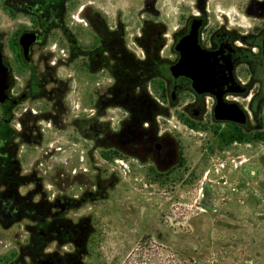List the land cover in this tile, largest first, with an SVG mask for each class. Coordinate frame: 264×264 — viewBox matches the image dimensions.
<instances>
[{"label": "rangeland", "instance_id": "1", "mask_svg": "<svg viewBox=\"0 0 264 264\" xmlns=\"http://www.w3.org/2000/svg\"><path fill=\"white\" fill-rule=\"evenodd\" d=\"M79 1L80 6L86 2ZM92 1L111 16L121 15L122 26L128 25L127 42L135 47L132 34L143 21L145 0ZM212 3L220 8L208 13L212 25L226 21L227 14L239 31L251 30L258 22L234 0H229V11L226 0ZM173 9L153 15L154 25L164 21L167 26L159 51L164 55L159 60L162 71L141 89L151 101L142 116L152 118L155 142L166 145L170 154L105 151L103 132H116L130 115L114 99L104 103L112 96L105 86L113 78L90 75L80 59L63 61L67 49L62 41L50 39L39 51L41 59L54 55L48 67L56 73L54 99L58 110L67 112L56 126L34 116V110L50 107V94H38L14 108L17 146L11 176L19 180V194L29 195L40 206L34 220L0 221V261L26 244L30 228L50 230L55 213L84 231V264H264V103L254 105L253 112L249 96L238 98L249 110L247 124L237 125L239 129L232 122L202 124L183 112L188 100L172 98V76L166 71L173 62L172 42L182 19ZM78 22L84 38L83 20ZM16 31L15 22L0 11L5 40L11 42ZM45 62H37L36 68L43 69ZM15 74L12 94L20 96L27 72ZM25 108L30 115L23 122ZM2 109L0 105V117ZM22 127L27 132H21ZM41 217L44 225L39 224ZM64 242L67 248L75 246L65 237Z\"/></svg>", "mask_w": 264, "mask_h": 264}, {"label": "flooded vegetation", "instance_id": "2", "mask_svg": "<svg viewBox=\"0 0 264 264\" xmlns=\"http://www.w3.org/2000/svg\"><path fill=\"white\" fill-rule=\"evenodd\" d=\"M226 1L229 11V0ZM234 1L253 20H258L257 23L253 22L251 30L244 32L235 29L229 23V14L226 15V21L212 25L208 20V13L220 10L214 6L213 0H145V8L144 4L141 8L145 15L141 14L143 21L140 27L136 26L139 31L132 34V43L135 45L132 47L127 42L128 25L122 26L121 15L111 16L103 7L97 8L92 0H86L81 6L79 0H0V11L12 19L17 27L11 42L6 41L3 33H0V55L8 67L6 92L9 95L0 103L3 108L0 117V221L10 224L17 219L34 220L40 206V202L32 200L29 195L19 194V180L11 176L16 166L13 152H16L17 146L14 141L16 133L12 128L14 108L27 99L36 98L38 94H50L47 99L50 107L40 112L34 110V116L38 120L48 119L55 126L62 120L65 121L67 110H58L57 101L54 99L56 73L53 74L49 69L54 55L50 53L41 59L39 54L50 39L65 43L67 53L63 54V61L80 59L90 75L112 77L111 83L105 86L112 96L104 99V103L110 104L114 99L129 109L130 115L122 122L119 130L110 135L100 131L105 151L124 152L133 156H149L154 152L170 154L172 151L166 145L155 142L152 118L148 115L142 116L143 109L136 116L137 103L130 98H120L119 92L122 90L118 85V78L133 77L132 81L136 84L135 78L140 76V85L122 87L126 92H136L141 91L142 86H147L152 76L161 73L159 60H163L164 55L159 54V51L160 46L165 44L163 39L166 37L167 26L164 21L154 25L153 15L156 12L167 13L176 7V11L182 14V19L175 28L172 42L173 62L166 66L167 73L172 76V98L188 100L184 102L183 112L202 124H229V121H220L217 118L229 115V101L239 103L249 119V110L238 98L246 99L249 96L248 106L253 112L254 105L264 103V0ZM196 19L200 20L198 44L208 53L219 82L213 89L216 93L198 92L189 77L179 75L175 78L170 70L171 65L180 57L175 47L177 40L189 34L190 24ZM81 20L84 38L80 37L82 33L78 21ZM24 34L28 35L25 46L20 42ZM159 42L161 43L158 44ZM43 60H46L45 67L39 70L36 68L37 62L42 63ZM53 63L52 67H56L57 62ZM16 70L27 72L20 96L12 94ZM144 82L146 83L142 84ZM218 94H221L220 104L226 108L217 106ZM141 106L150 110L151 101L147 96L142 97ZM21 115L24 122L30 115L28 108ZM27 130L26 127L21 128V132ZM58 218L60 217L55 213L51 218L55 221L53 231L52 228H30L26 244L20 246L10 259L1 260L0 264H84L79 251L80 244L76 242L74 248H67V243L64 242V235H78L80 231L81 237L78 240L83 242L84 231H79L76 227L62 232L57 223ZM45 222V218L41 217L39 223ZM53 241L56 244H52Z\"/></svg>", "mask_w": 264, "mask_h": 264}, {"label": "water", "instance_id": "3", "mask_svg": "<svg viewBox=\"0 0 264 264\" xmlns=\"http://www.w3.org/2000/svg\"><path fill=\"white\" fill-rule=\"evenodd\" d=\"M200 20H193L190 24L189 34L177 40L176 49L180 53L179 59L171 65L170 70L176 78L179 75H186L193 82V87L198 92L216 93L213 89L218 86L215 71L211 64L208 53L198 44V28ZM27 34H24L20 42L25 46ZM8 67L4 64L0 55V103H3L9 95L6 90ZM219 103L217 106L226 108L220 104L221 94L217 95ZM220 121H229L238 125L247 123V113L236 101H229V115L217 116Z\"/></svg>", "mask_w": 264, "mask_h": 264}, {"label": "trees", "instance_id": "4", "mask_svg": "<svg viewBox=\"0 0 264 264\" xmlns=\"http://www.w3.org/2000/svg\"><path fill=\"white\" fill-rule=\"evenodd\" d=\"M118 79H119L118 85L121 87V90H122L121 92H119L120 98L122 100H124L125 98L132 99L135 103H137V110L136 111L141 112V110L144 109V106L143 107L141 106V100H142V97L145 96V94L142 91L126 92L123 89V88L127 87L128 85H140V76H137V78H135L137 81L136 84L133 83V81H132V79H134L133 77L120 76ZM122 103H124V102H122ZM235 125H236L237 129L240 128L239 126H237L238 124H235ZM52 221H54V220H52ZM54 223H55V221L53 222V224ZM57 223L60 226L61 231H64V232H66L67 229H75L76 227H77L76 229H78V226H79V225H73L72 223H69V222H68V224H66L62 221V218H58ZM50 224L52 225V231H53L55 228L53 227L52 222ZM64 224H66V225H64ZM41 225H44V224H41ZM67 225H69V226H67ZM64 237L66 239H69V241H74V243H76V242L79 243L80 244V246H79L80 253L84 252V242H80L78 240L81 237V235L72 234V235H64Z\"/></svg>", "mask_w": 264, "mask_h": 264}]
</instances>
